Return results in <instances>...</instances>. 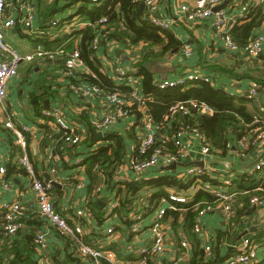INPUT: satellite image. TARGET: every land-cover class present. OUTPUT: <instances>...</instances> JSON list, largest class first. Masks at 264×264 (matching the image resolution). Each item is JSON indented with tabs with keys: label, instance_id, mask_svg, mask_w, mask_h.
Here are the masks:
<instances>
[{
	"label": "crops",
	"instance_id": "crops-1",
	"mask_svg": "<svg viewBox=\"0 0 264 264\" xmlns=\"http://www.w3.org/2000/svg\"><path fill=\"white\" fill-rule=\"evenodd\" d=\"M24 1H32L36 8L34 19L29 25L24 23L26 12L20 7ZM75 1L8 0L4 20L15 19L16 23L11 28H3L6 42L21 55L31 53L38 47L44 50H55L59 47L67 49L70 43H73L75 48L78 47L83 37L82 33L90 26V23L83 19L84 17L76 16L77 11L82 5L90 7L92 3L87 0L77 3ZM139 1L141 3L140 14L144 15L147 13L146 5L142 0ZM157 1L159 6L156 16L169 23L167 29L181 45L172 49L167 55L144 64V67L153 74L155 83L165 79L175 80L188 72L198 71L211 76V85L217 90H224L221 92L236 97L252 98L254 104L249 105V109L255 117L259 116L261 108L264 107V86L257 87L255 96H252V89L258 86L256 79H264L262 77L264 75V45L262 53L257 58L249 56L245 50L230 52L213 26V16L189 21L185 17L186 14L181 13V6L186 5L191 9L202 8L206 0ZM143 6H145L144 9H142ZM219 6H221L220 10L226 12L231 27L248 22L252 18V12L261 11L260 16H257L255 35H264V0H221ZM182 14L184 18L180 19ZM53 20H59L56 27L50 26ZM186 44H189L192 49V54L189 56L184 51ZM147 45L144 42H139L134 46L128 44L127 41L120 43L113 39L108 42L102 40L99 51L93 54V58L91 57L94 67L83 60L79 61L73 78L68 75L65 58L43 57L19 64L18 76L11 79L8 85L6 106L10 112L15 114L14 125L16 127L21 128L25 125L30 128V131L26 133V139L36 177H43L46 180L47 176L52 182H56V185L53 184L52 202L55 208L67 216L70 221L77 209L93 212V217L87 224L83 237L87 244L99 249L113 250L121 261H136L141 258L140 251L143 248H150L153 245L150 226L156 219L158 211L166 204L169 208L171 203L166 198H162L158 204H153V195L158 190L151 186H144L138 190L132 209L119 215L114 211L120 204L119 193L118 206L112 212L110 210L111 203H116L113 192L115 190L119 192L122 188L125 193L127 183L142 184L145 180L160 176L179 178L189 167L205 168L210 173L208 177L213 180L212 190L223 189L225 192L234 194L233 218L228 221L224 216L222 206L217 204L212 211L205 213L202 217L203 232L196 233L193 230L194 234L188 235L182 227L175 228L172 218L163 217L161 226L166 234L165 250L163 254L153 256L151 261L157 264H186L196 250H204L205 246L210 244L211 256L206 254V258L211 259L217 255L220 260L219 264H230L242 238L250 237L258 243L259 264H264V241H257L264 235V202L261 205L251 202L250 208L240 213L245 205L244 196L262 191L264 170L257 172L255 166L261 159H264V145L254 146L249 143L248 149L241 151L240 139L250 137H236L229 129L227 134L231 142L230 148L225 153L212 149L209 154H204L202 141L190 132H182L179 140L189 143L190 149L184 154L178 151L172 152L171 148L166 149V155L160 159L159 163L142 172L141 179H136L137 175L130 167V162L137 151L135 147L138 146V139L135 133H137L138 125H143L146 120L150 121L158 140L164 144L171 143V147H176L170 133L172 120H165L161 126L154 122L148 107V103L154 98L144 94L142 78L138 76L140 61L135 63V59L141 60L143 49ZM153 48L158 53L161 51L158 46ZM116 66L130 70L131 74L138 79L134 82L120 84L123 88L122 95L125 97V102L131 108V114L107 128L104 133L101 132L103 136L100 137L91 122L92 119L105 114L104 99L101 96L94 98L76 96L71 91L70 85L73 80L89 82L85 75L96 78L97 72L108 76L117 85L114 71ZM245 73L250 74V78L234 76V74ZM36 83L39 94L42 95L43 110L60 108L68 121L82 135V140L78 145H70L62 150V132L55 121L43 118V112L42 116L35 113L30 103V94L36 87ZM125 87H129L130 90L124 89ZM134 91L140 95L143 102L131 96ZM46 100L49 102L46 103ZM138 114L140 118L137 117ZM252 125L256 126L254 131L258 124L252 122ZM249 126L252 128L251 125ZM107 134H116L126 138L127 155L124 163L117 167L112 177L108 178L105 171H99V179L90 193L91 180L83 162L90 152L96 151L106 142L104 137ZM92 137L96 140L94 141ZM14 140L15 136L11 130L0 124V152L9 157L5 166L7 168L11 165L14 168L13 166L17 165L16 170L8 177L9 187L5 188L0 182V206L6 202L20 201L25 208L24 220H41L43 223L39 228L30 227L22 222L18 233L15 236H9L5 228L7 211L0 207V263L7 257V254H3L2 251L5 244L11 243V240L16 239L20 232H29L36 236L37 231L45 229L48 231L50 264H54L51 258L53 254H57L61 260L71 256L80 259V264H98L92 258L85 259L79 253L76 242L42 219L38 210L37 196L19 163L21 149L15 145ZM36 165L39 166V170ZM52 169H55V172H52ZM253 176L262 179L260 187L256 191L243 192L238 186L239 181L244 177L247 178L246 180H251ZM225 179L230 180L229 185L224 184ZM78 183L81 184L80 187H77ZM200 190H203L201 181L197 180L187 190L169 189L168 193L186 197L187 202H191ZM255 197L264 201V195L257 194ZM96 201L100 210L96 209ZM149 203L150 206H148ZM135 210L141 211L144 226L138 233L133 234L131 216ZM184 219L185 212L183 211L180 222H184ZM110 226L116 228L112 235L107 233ZM184 240H187L189 244L187 247L182 246ZM72 264H77V262H72ZM99 264H102V261Z\"/></svg>",
	"mask_w": 264,
	"mask_h": 264
},
{
	"label": "built area",
	"instance_id": "built-area-1",
	"mask_svg": "<svg viewBox=\"0 0 264 264\" xmlns=\"http://www.w3.org/2000/svg\"><path fill=\"white\" fill-rule=\"evenodd\" d=\"M98 1V0H95ZM147 8V13L144 14V19L149 20L152 24L157 26L160 29H167L169 23L158 18L156 12L158 11V1L157 0H142ZM221 4V0H206L205 6L202 8H188V6H181V13H185V17L189 21H196L201 18L214 17L213 26L221 35L225 47L230 52H238L239 46L232 39L230 35L229 18L225 11L219 10L214 11V8ZM8 7V0H0V124L11 130L15 136L14 143L21 149V157L19 163L22 170L27 174L30 180V186L37 196V204L39 214L43 220L49 222L51 225H54L60 232L66 234L73 242H76L78 245L79 253L85 258H92L98 264L102 260H106L110 264H151L150 259L153 256H158L163 254L165 250V240L166 234L164 229L161 226V221L165 215V208H161L154 220L153 224L150 226V230L153 235V245L150 248H143L140 251L141 258L139 260L133 261H121L119 260L117 254L113 250H105L95 248L84 241V232L87 229V224L90 223L93 212L91 210L77 209L74 212V217L72 221L63 215L61 211H58L53 202H52V188L53 183L51 180H41L36 177L34 165L29 155L28 151V142L26 139V133L30 131L28 126H22L21 128L14 125V116L15 114L10 112L6 106V100L8 96V85L11 79L15 78L19 74V64L23 61L32 62L36 58L48 57L51 59L55 58H65L66 67L68 69V75L74 76L76 72V66L79 61H81L80 51L78 48H75L73 51H68L65 47H59L55 50H44L41 47H38L31 53L21 55L14 48H12L5 40L3 34V28H11L15 25V19H9L8 21L4 20L6 8ZM20 7H22L26 14L24 17V23L26 25L31 24L35 16V5L32 1H24ZM180 13V14H181ZM182 16V17H181ZM184 18V14L180 15V19ZM107 18L102 17L96 22V24H90L98 32L99 29L103 30L106 28ZM59 23V20H53L50 22L51 27H56ZM107 32L96 33L94 39L91 43L92 49V58L93 54L99 51L102 40H105ZM42 34V32H40ZM264 45V35L257 34L249 44L246 46L245 50L247 54L251 57L257 58L262 53ZM184 51L187 56L192 54V49L189 44L184 46ZM140 61L135 59V63ZM115 71V80L117 85L125 84L126 82H134L137 77L131 74V71L121 67H114ZM138 80V79H137ZM198 81L205 83H212V78L209 75H204L198 71L188 72L175 80H160L156 82V86L160 89L175 87V86H186L189 84L196 83ZM71 91L76 96H82L84 98H94L96 96H101L106 105V112L104 115L98 118L92 119V125L97 132L104 133L105 130L111 127L113 124L119 122L120 120L128 117L131 114V108L125 102V97L122 93L117 91L104 90L98 84H92L90 82H72L70 85ZM257 94V88L254 86L252 89V96ZM131 96L140 102L142 98L140 95L134 91L131 93ZM182 113L185 115H190L192 112H198L202 115H213L214 109L207 104H198L194 101L181 102L173 106L170 110V117H167L166 120L170 121L174 115L177 113ZM44 118H51L55 121L57 127L62 132V141L63 144L61 149L64 150L67 146L79 144L82 140V135L77 131V128L68 121L64 112L58 108H50L43 110ZM254 123L258 124L257 128L253 131L250 138H242L239 141V147L241 151H245L249 147V143L254 146H263L264 145V107L261 108V114L256 116ZM182 132H190L199 138L202 141V152L204 154H209L211 152V147L209 142L206 141L205 136L197 128L189 129L183 128L182 131L177 134L176 144L178 146V153L184 154L190 149V144L182 142L179 140ZM137 139L138 146L135 147L138 155H135L130 162V167L135 172L136 179H140V175L145 170H148L152 166H155L159 163L160 159L166 155V148L164 146L153 149V152L146 160H140L137 156H145L148 152L154 147L158 136L152 129L150 121H145L143 125L137 126ZM137 157V158H136ZM9 157L4 156L0 152V182L5 188L9 187V182L6 180L5 176L7 174V168L5 166L6 160L8 161ZM264 169V159H261L255 166V171H263ZM52 172H55V169H52ZM208 171L205 168L201 167H189L183 174L179 177L183 180L188 178H196L200 180L205 175H209ZM225 185L230 184V180H224ZM81 184L78 183L77 187H80ZM201 189L207 190L213 193L216 197L217 204L222 206L223 213L225 218L230 221L234 215V209L232 206V199L234 198L233 193L225 192L223 189L212 190V185L209 182H204L201 184ZM116 203H111L110 210L111 212L118 206L119 203V194L118 191L114 192ZM172 201L187 203V198L182 196H177L174 193L169 195ZM251 202L257 205L263 204V200L259 197H253ZM145 204V203H144ZM150 206V203L149 205ZM3 210L7 211L5 216V228L9 236H15L19 229L22 226V218L24 217L25 208L20 201L6 202L0 206ZM169 209L174 211L178 210V207L174 204H170ZM213 206H208L207 208L201 210L196 219L194 230L196 233L203 232L202 226V217L205 213L212 211ZM133 223L131 225V232L133 234L138 233L144 226L143 224V215L140 210L133 211L131 216ZM115 227L110 226L107 229V233L112 235L115 232ZM48 231L45 229L39 230L35 236V243L38 246V264H50L48 259V244H47ZM189 244L187 240L182 242L183 247H187ZM212 247L210 244L205 246V252L208 256H211ZM0 264H8V258L5 259ZM157 264V263H153ZM230 264H259L258 258V244L252 240L250 237H244L241 240V243L237 247V252L232 257Z\"/></svg>",
	"mask_w": 264,
	"mask_h": 264
},
{
	"label": "trees",
	"instance_id": "trees-1",
	"mask_svg": "<svg viewBox=\"0 0 264 264\" xmlns=\"http://www.w3.org/2000/svg\"><path fill=\"white\" fill-rule=\"evenodd\" d=\"M81 0H76L79 2ZM92 5H82L78 11L77 15H80L90 24H96L98 20L102 17L107 18L106 28L97 32L95 28L89 26L82 33L83 37L81 42L78 44V50L80 51L81 60L90 64L94 67V62L91 60L92 49L91 43L94 39L96 33H104L106 31L105 41L117 40L120 43L127 41L130 45H137L139 42H144L148 44L143 49V54L140 62L138 63L139 72L138 76L142 78V85L144 94L147 96H152L154 99L148 103L153 120L160 126L165 122L167 117H170V110L173 106L181 102L194 101L198 104H207L214 109L213 115H201L199 113H194L190 115L176 114L172 119L171 125V136L176 147H171L172 144H164L163 142L156 140L154 147L145 156H137L140 160H146L153 149L164 146L166 149L171 148L172 152L178 151V146L176 144L177 134H179L183 128H197L209 142L212 149L221 150L225 153L231 145L230 138L228 137V130L231 129L236 137H251L253 129L256 127L252 125L254 122L255 114L249 109V105H253L254 101L249 97H236L228 93H223L216 88H214L211 83H205L198 81L193 84L186 86H175L160 89L156 86L153 74L144 67V64L154 59H159L167 55L172 49L179 47L181 43L175 38V36L168 29H160L149 20L144 19V15L140 14V1L139 0H87ZM96 3V4H95ZM261 11L258 13L252 12L251 20L242 24L233 26L230 28V35L232 39L238 44L239 52H243L250 40L255 36V30L257 27V16H260ZM79 17V16H78ZM81 18V19H82ZM80 20V18H79ZM158 46L160 52H156L153 47ZM244 48V49H243ZM67 49L74 50V44L70 43ZM246 51V50H245ZM76 74V73H75ZM74 74V76H75ZM74 76H71L72 78ZM236 78H250V74H234ZM246 76V77H245ZM89 82L92 84L100 85L104 90L117 91L122 93V85H115L108 76L102 75L97 72V77H89ZM264 77V75H262ZM256 83L261 87L264 86V79H256ZM72 82H75L73 80ZM38 84L30 94V103L34 108L36 114L42 116L43 112V101L42 95L39 94ZM124 89L130 90L129 87ZM181 113V112H180ZM140 118V114L137 115ZM44 118V117H43ZM51 119V118H46ZM252 128H250V126ZM249 133V135H247ZM95 141L94 137H92ZM104 144L99 146V148L90 152L89 156L84 160L83 164L86 167L87 173L90 177L91 184L89 192H92L94 185L97 183L99 177L98 173L100 170L105 171L108 178L112 177L115 173L117 167L124 163L127 155V140L125 137L116 134H107L104 137ZM109 142V143H108ZM107 143V144H106ZM78 145V144H76ZM169 151V150H168ZM60 154V152H58ZM61 155V154H60ZM138 152L136 151V154ZM136 157V158H137ZM7 167L6 180L11 176V173L16 170V166ZM37 170L39 166L36 165ZM264 170V169H263ZM142 175H140V179ZM39 179L44 180L43 177ZM144 179V178H143ZM247 178H242L239 181V188L243 192L256 191L261 184L260 178L253 176L251 180H246ZM196 178H188L186 181L178 177L170 176H160L158 178H152L150 180H145L142 184L127 183L125 188V193H123L122 188L119 189V194L121 196L119 206L114 210L115 213L122 215L130 211L133 207L134 198L144 186H151L158 191L153 195V204H158L162 198H166L171 204L178 207V210L174 211L172 209H166L164 217L172 218L175 228L178 226L182 227L184 232L188 235H192L196 219L201 210L207 208L208 206L217 205L216 197L212 192L207 190H200L191 202L181 203L172 201L169 197L168 190L174 189L177 191H184L191 187L192 184L196 183ZM213 180L205 175L201 178V184L204 182H209L212 184ZM137 184V185H136ZM54 188V187H53ZM52 188V190H53ZM261 192H252L244 196L245 205L240 213H244L251 206V199L258 195H264V183L261 187ZM124 194V195H123ZM96 201V209H99ZM185 212L184 222H180V217ZM22 218V222L30 227H41V220L27 221ZM195 232V230H194ZM34 234L29 232L19 233L16 239H12L11 243L5 244L3 248V254H7L8 264H38V246L34 242ZM264 241V235L262 238L257 240ZM257 243V242H256ZM258 244V243H257ZM52 262L54 264H72V262H77L80 264V259L73 258L69 256L65 260L57 254L51 255ZM150 263L153 262L150 259ZM219 257L216 255L211 259L206 258L205 249L196 250L190 260L186 264H219ZM102 264H110L106 260H102Z\"/></svg>",
	"mask_w": 264,
	"mask_h": 264
},
{
	"label": "water",
	"instance_id": "water-1",
	"mask_svg": "<svg viewBox=\"0 0 264 264\" xmlns=\"http://www.w3.org/2000/svg\"><path fill=\"white\" fill-rule=\"evenodd\" d=\"M144 8H145V6L142 7V9H144ZM220 9H221V6H217V7L214 8V11L217 12V11H219ZM229 26H231V23H229ZM244 48H246V47H244ZM176 50H178V48H177ZM174 51H175V50H174ZM220 91H223V92H224V90H220ZM259 97H261V96L259 95ZM45 102L48 103L49 100H46ZM47 108H48V107H47ZM98 136L102 137L103 134H102L101 132H99V133H98ZM259 160H260V159H259ZM49 180H50V178L46 176V181H49ZM52 183H53L54 185H56V182H52ZM99 203H100V202H99Z\"/></svg>",
	"mask_w": 264,
	"mask_h": 264
},
{
	"label": "rangeland",
	"instance_id": "rangeland-1",
	"mask_svg": "<svg viewBox=\"0 0 264 264\" xmlns=\"http://www.w3.org/2000/svg\"><path fill=\"white\" fill-rule=\"evenodd\" d=\"M113 199H114V197H113ZM164 208H165V209L168 208V207H167V204H166V206H164Z\"/></svg>",
	"mask_w": 264,
	"mask_h": 264
}]
</instances>
